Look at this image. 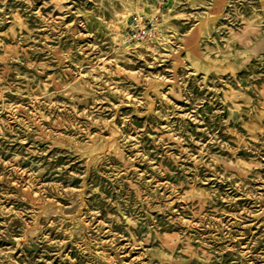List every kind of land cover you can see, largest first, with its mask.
<instances>
[{
  "label": "rangeland",
  "instance_id": "rangeland-1",
  "mask_svg": "<svg viewBox=\"0 0 264 264\" xmlns=\"http://www.w3.org/2000/svg\"><path fill=\"white\" fill-rule=\"evenodd\" d=\"M0 264H264V0H0Z\"/></svg>",
  "mask_w": 264,
  "mask_h": 264
},
{
  "label": "built area",
  "instance_id": "built-area-1",
  "mask_svg": "<svg viewBox=\"0 0 264 264\" xmlns=\"http://www.w3.org/2000/svg\"><path fill=\"white\" fill-rule=\"evenodd\" d=\"M131 26H134L135 28H131V35L130 37L135 40L143 39L146 35V31L143 28H137L138 23L136 21L131 22Z\"/></svg>",
  "mask_w": 264,
  "mask_h": 264
}]
</instances>
